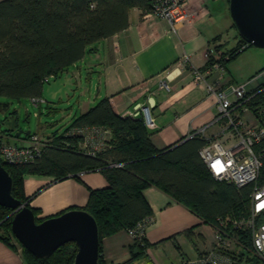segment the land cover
<instances>
[{
  "label": "trees",
  "instance_id": "16d2710c",
  "mask_svg": "<svg viewBox=\"0 0 264 264\" xmlns=\"http://www.w3.org/2000/svg\"><path fill=\"white\" fill-rule=\"evenodd\" d=\"M229 3V0L227 1ZM149 10L147 0H0V93L13 100L40 97L45 77L56 75L80 60L90 45L128 26L130 8ZM232 26L234 24L232 23ZM238 41L225 54L221 44L218 61L226 60L250 46L238 34ZM219 39V36L216 37ZM215 38V39H216ZM214 59L208 55L206 65ZM264 83H259L247 101L252 109L264 104ZM5 107L8 102H1ZM75 127L105 129L103 147L83 151L78 142L83 134ZM154 130V129H153ZM33 132H30L29 137ZM141 116L120 115L114 111L108 97L99 99L79 114L65 135L47 140L43 153L26 164H4L10 173L12 195L27 202L24 191L25 173H44L63 179L82 170H99L109 182L103 188L90 189L86 204L81 207L96 220L101 239L119 230L133 228L138 222L147 226L152 210L142 193L147 186H156L189 210L203 222L214 224L218 216L242 215L248 205L249 186L216 180L199 154L207 139L199 134L172 147L158 148ZM30 206V205H29ZM33 208V207H32ZM67 208L58 214L69 210ZM36 214L37 210L33 208ZM56 214V215H58ZM13 209L0 206V239L15 248L10 241ZM42 218H37V222ZM191 228L184 232L191 234ZM17 240V239H16ZM18 241V240H17ZM21 245V244H20ZM150 244L141 236L130 245V256L116 264H129L146 256ZM16 249V248H15ZM77 246L66 242L48 256H37L21 245L26 264H72ZM252 259L250 264H258Z\"/></svg>",
  "mask_w": 264,
  "mask_h": 264
},
{
  "label": "crops",
  "instance_id": "0c3cea01",
  "mask_svg": "<svg viewBox=\"0 0 264 264\" xmlns=\"http://www.w3.org/2000/svg\"><path fill=\"white\" fill-rule=\"evenodd\" d=\"M189 6L195 11L193 21L178 25L176 33L169 31L164 19L145 16L138 7L130 8L125 29L90 45L80 60L63 70L69 68L77 80L85 76L84 90L80 86L76 108L70 110L66 126L60 132L54 129L38 134L46 141L65 135L73 120L103 97L109 98L112 108L120 115L137 104L149 105L157 124L151 137L158 148L173 145L204 128L205 135L214 133L218 126L212 122L213 98L193 82L190 66H204L208 55L216 58L221 50L215 47L222 42L216 38L219 35L213 34V26L207 20L213 14L210 1L192 0ZM221 6L225 9L226 2ZM184 54L189 61L171 73L170 89L161 87L160 80L178 66ZM5 108L0 105L3 111ZM21 129L15 119L2 121L0 140L24 143L27 135H15ZM95 145L85 139L78 142L79 148L87 152L99 149ZM23 183L25 194L30 196L29 205L37 210V218L53 216L67 208H81L90 189L109 185L99 170H82L77 177L70 174L63 179L44 173H25ZM142 193L152 210V221L144 230L150 247L146 248V256L129 264H170L212 247L213 230L198 215L156 186H147ZM205 227L210 228V235ZM189 228L192 231L187 235L184 231ZM133 242L134 237L125 229L104 236L101 239L104 262L116 264L127 260ZM151 247L167 248L168 258L160 261L152 254ZM189 248H194V252L190 253ZM0 264L26 262L17 248L0 239Z\"/></svg>",
  "mask_w": 264,
  "mask_h": 264
},
{
  "label": "built area",
  "instance_id": "2783aa9c",
  "mask_svg": "<svg viewBox=\"0 0 264 264\" xmlns=\"http://www.w3.org/2000/svg\"><path fill=\"white\" fill-rule=\"evenodd\" d=\"M147 1L149 10L144 15L164 19L170 32L176 33L178 25H189L193 21L195 11L189 6L192 0ZM188 61V55L184 54L178 66L166 74L159 85L169 90L171 73ZM190 73L193 82L213 98L212 122L218 129L205 135L204 128L189 136L199 134L207 139L199 154L216 180L237 187L249 186L250 191L247 209L242 215L229 213L218 216L214 224H209L213 230V245L209 250L170 264H250L252 259L264 264V104H258L255 109L249 107L247 101L256 87L233 84L225 77V67L217 57L206 66L191 65ZM30 99L34 103L41 101L39 97ZM123 115L141 116L149 129L157 128L149 105L137 104ZM71 130L83 134L90 145L97 144L95 146L99 148L104 145L105 129L75 127ZM46 145V140L37 132L20 145L0 140V163L32 162L41 156ZM145 227L144 222H138L128 232L135 238L144 233Z\"/></svg>",
  "mask_w": 264,
  "mask_h": 264
},
{
  "label": "water",
  "instance_id": "95a60500",
  "mask_svg": "<svg viewBox=\"0 0 264 264\" xmlns=\"http://www.w3.org/2000/svg\"><path fill=\"white\" fill-rule=\"evenodd\" d=\"M228 10L238 34L248 44L264 48V0H229ZM22 133L28 135L30 130L21 129L15 135ZM12 185L10 173L0 163V206L13 209L11 231L24 248L43 257L71 241L77 246L72 264H100L98 225L88 211L72 208L37 222L33 208L12 195Z\"/></svg>",
  "mask_w": 264,
  "mask_h": 264
},
{
  "label": "rangeland",
  "instance_id": "374dc122",
  "mask_svg": "<svg viewBox=\"0 0 264 264\" xmlns=\"http://www.w3.org/2000/svg\"><path fill=\"white\" fill-rule=\"evenodd\" d=\"M209 1L213 14L207 20L213 26V34L219 35L222 42L221 50L226 54L239 39L236 28L232 26V19L227 7L228 0ZM225 2L227 6L222 9L221 4H225ZM69 70L68 68L56 75L49 76L48 80L43 83L39 103H34L27 97L13 100L0 93V103L8 102L5 111L0 109V123L15 119L21 128L33 133L37 132L42 135L48 130L54 129L60 132L70 119L68 116L71 113L70 110L76 108L75 100L80 86L83 90L85 86V76L81 80H77ZM225 77H228L235 85L245 84L248 85V88L257 87V84L264 82V48L250 45L236 56L226 60ZM253 83H256V86L252 85ZM205 228L206 234L210 235V228ZM0 233L4 234V230L0 229ZM10 241L21 252V245L16 238L10 236ZM150 249L152 254L162 262L169 256L167 248L155 249L151 247ZM188 251L193 253L194 248H189Z\"/></svg>",
  "mask_w": 264,
  "mask_h": 264
}]
</instances>
